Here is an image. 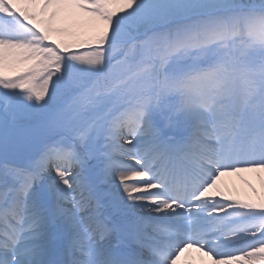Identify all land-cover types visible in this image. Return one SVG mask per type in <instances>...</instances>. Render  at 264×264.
Listing matches in <instances>:
<instances>
[{
    "label": "snow or ice",
    "instance_id": "6c2138e0",
    "mask_svg": "<svg viewBox=\"0 0 264 264\" xmlns=\"http://www.w3.org/2000/svg\"><path fill=\"white\" fill-rule=\"evenodd\" d=\"M190 251L264 264V0H0V264Z\"/></svg>",
    "mask_w": 264,
    "mask_h": 264
},
{
    "label": "bare ground",
    "instance_id": "6f19581e",
    "mask_svg": "<svg viewBox=\"0 0 264 264\" xmlns=\"http://www.w3.org/2000/svg\"><path fill=\"white\" fill-rule=\"evenodd\" d=\"M246 178L249 181V183H251V185L254 188H256L257 192H259L260 191V188H259L260 182L255 178V174H246ZM221 183L228 190L232 191L233 194L236 191H237V193L240 192L243 195L242 197H239L241 199H245V198L254 199L255 198V197H253V194L251 191H249V194H248L244 189L241 188V187H244L245 185L242 184L240 182V180H238V178H236V177H224V178H222ZM178 262H180L181 264H198V263L206 262V258L200 256V254H198V253L190 251V252L182 255L181 260Z\"/></svg>",
    "mask_w": 264,
    "mask_h": 264
},
{
    "label": "rangeland",
    "instance_id": "374dc122",
    "mask_svg": "<svg viewBox=\"0 0 264 264\" xmlns=\"http://www.w3.org/2000/svg\"><path fill=\"white\" fill-rule=\"evenodd\" d=\"M242 189L244 188V187H241ZM248 190H249V188H247ZM259 190V189H258Z\"/></svg>",
    "mask_w": 264,
    "mask_h": 264
}]
</instances>
